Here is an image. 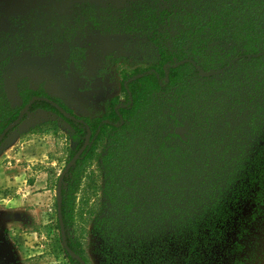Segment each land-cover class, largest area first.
Masks as SVG:
<instances>
[{"label": "trees", "instance_id": "1", "mask_svg": "<svg viewBox=\"0 0 264 264\" xmlns=\"http://www.w3.org/2000/svg\"><path fill=\"white\" fill-rule=\"evenodd\" d=\"M215 6L213 12L191 7L170 47L159 46L155 63L120 73L124 102L113 98L99 118L78 117L43 90H28L26 96L19 92L23 104L32 97L50 99L74 118L62 117L41 101L29 110L54 113L81 138L66 165L81 148L87 130L91 134L89 146L63 177L61 189L66 243L86 264L90 260L81 241L89 226L106 264H214L246 245L252 250L251 242L246 243L250 229L264 230V134L255 131L249 150L237 147L233 140L225 142L226 148L214 150L209 144L221 143L206 131L216 126L215 116L226 104L239 103L244 94L257 100L264 91V0H222ZM170 14L164 10L161 17ZM21 23L13 19L0 25L8 30L0 29V133L18 115L6 102L3 82L15 53L28 46L26 37L12 30ZM210 40L234 44L239 51L218 64L199 60ZM74 54L79 55L78 61ZM69 59L79 65L84 50L73 49ZM217 93L222 97H215ZM195 100L201 110L193 105ZM256 108L254 122L264 112L259 105ZM135 130L146 134L141 135L145 144L127 157L133 142L130 133ZM98 160L96 173L93 166ZM131 169L137 170L135 180L127 173ZM150 175L156 176V211L132 214L125 189ZM147 184L141 199L137 198L143 209L149 206ZM245 202L251 205L248 213L243 212ZM54 245L70 264H79L61 247V238ZM251 254L245 251L235 264Z\"/></svg>", "mask_w": 264, "mask_h": 264}, {"label": "rangeland", "instance_id": "2", "mask_svg": "<svg viewBox=\"0 0 264 264\" xmlns=\"http://www.w3.org/2000/svg\"><path fill=\"white\" fill-rule=\"evenodd\" d=\"M219 1L222 0H94L80 6V0H0V25L13 19L21 20L23 23L12 30L19 32V36L24 35L28 43L24 47L26 50L15 53L16 56L5 69L3 91L6 102L12 110L20 112L25 104L19 92L26 96L28 90H43L49 97L60 99L76 116L99 118L105 114L113 98H121V72L129 73L155 63L159 46L170 47L171 39L184 28L185 12L191 7L202 12H213L219 6H215ZM162 2L167 3L172 15L161 17L164 11ZM0 29L3 30L2 27ZM188 45L184 47L185 50L189 48ZM19 46L23 48L24 44L20 43ZM77 48L85 51V58L79 65L69 59L72 50ZM237 51L239 48L234 44L210 40L199 60L218 64L235 56ZM76 53L80 54L79 51ZM77 54H74V58L78 61ZM260 94L257 100L244 94L239 103L226 104L223 112L215 116L216 126L206 130L212 131L209 135L221 144L213 142L209 146L222 150L227 147V140H233L237 147L242 145L249 150L247 145L254 144L251 139L256 133L259 136L264 134V112H260L255 122L253 119L257 105L264 109V91L261 90ZM220 96L217 93L215 97ZM193 105L202 109L196 100ZM47 123L53 126H46ZM130 134L133 144L128 145L127 157L141 149L139 146L145 144L141 142L146 140L141 136L146 135L142 131L139 133L135 130ZM197 137L192 135V138ZM80 140L71 126L57 115L37 109L26 114L25 119L0 145L8 148L0 157V209L16 210L10 218L21 226L25 244L23 255L28 256L17 259L16 263L70 264L59 247L54 249V243L60 239L56 192L58 179L67 166L68 155L76 150ZM99 162L93 166L96 173ZM127 164L129 168L132 165L130 162ZM136 167L133 166L134 169ZM127 173H132L130 179L137 177V170L131 169ZM141 179L135 187L129 185L125 189V200L133 204L132 214L144 211L155 213L156 176L150 175L148 180L141 176ZM35 182L38 185L30 189L29 186ZM144 182L148 183L146 192L149 206L143 209L137 198L141 199L145 191ZM44 189L49 191L48 208L45 213H37V207L34 203L31 205L27 197ZM249 210L251 205L245 202L243 212L248 213ZM212 212L217 210L209 211ZM247 237L246 243L251 242L252 250L247 249L246 245L245 249L235 254L229 252L214 264H235L234 260H241L245 251L252 254L241 264H264V230L253 231L251 228ZM81 242L90 264H106L100 253L99 240L92 234L90 226ZM13 247L14 257L21 258L15 253L19 252L20 244H13Z\"/></svg>", "mask_w": 264, "mask_h": 264}, {"label": "crops", "instance_id": "3", "mask_svg": "<svg viewBox=\"0 0 264 264\" xmlns=\"http://www.w3.org/2000/svg\"><path fill=\"white\" fill-rule=\"evenodd\" d=\"M86 1L91 3L94 0ZM5 149L8 148L3 145L0 147V157L3 155ZM36 185H38V182H35L33 185L29 186V188L32 189L33 187H36ZM44 185H46V183H44ZM48 192L49 191H47V189H44L43 191H38L37 193L27 197V201L31 203V205L34 203L37 207L35 209L37 213H45V210L48 208ZM5 203L7 202L5 201ZM13 213H16V210L11 211L10 209H0V264H18L16 263L17 259H22V257L25 259L28 257L23 255L25 254V244L23 235L20 231L21 226L18 225V222L15 219L10 218V215ZM17 239L19 242H17ZM16 243L20 244V247H18L19 252L15 253L20 255L21 258L14 257L12 250L15 249L13 244Z\"/></svg>", "mask_w": 264, "mask_h": 264}, {"label": "water", "instance_id": "4", "mask_svg": "<svg viewBox=\"0 0 264 264\" xmlns=\"http://www.w3.org/2000/svg\"><path fill=\"white\" fill-rule=\"evenodd\" d=\"M36 101H44L48 104H50L51 106H53L57 112L62 115L64 118L68 119V120H73V117L70 116L66 111H64L60 106H58L57 104H55L54 102L47 100V99H40V98H35L32 99L19 113L17 119L11 123L9 126H7L3 132L0 134V144L2 142V140L5 138V136L11 132L22 120L23 116L29 111V108L31 107V105L33 103H35ZM90 132L89 130H87V136L85 138V141L83 143V145L81 146V148L76 152V154L73 156V158L70 160V162L67 164V166L65 167L63 173L61 174V176L58 179V184H57V192H56V207H57V220H58V225H59V231H60V238H61V244L63 249L65 250V252L67 253V255L69 257H71L73 260L77 261L79 264H86L84 262V260L77 255L76 253H74L68 246L66 243V239H65V231H64V224L62 221V216H61V189H62V180L63 177L65 176V174L69 171V169L74 165V163L80 158V156L83 154V152L87 149V147L89 146V142H90Z\"/></svg>", "mask_w": 264, "mask_h": 264}, {"label": "flooded vegetation", "instance_id": "5", "mask_svg": "<svg viewBox=\"0 0 264 264\" xmlns=\"http://www.w3.org/2000/svg\"><path fill=\"white\" fill-rule=\"evenodd\" d=\"M87 3H88V1H86V0H80V2H79L78 5L83 6L84 4L86 5ZM162 4H163V6H164V10H169L168 7H167V3H166V2H162ZM157 52H158V50H157ZM84 58H85V51H84ZM157 59H158V58H157ZM143 67H145V66H143ZM139 68H140V67H139ZM121 73H122V72H121ZM125 74H127V73H125ZM120 82H121V76H120ZM45 93H46V92H45ZM120 93H121V91H120ZM19 96H20V95H19ZM35 98L46 99V98H42V97H32V98H31V99H30V100H29V101L23 106V108H24V107H25V106H26V105H27L32 99H35ZM121 99H123L122 94H121V98H120V100H119L120 102H121ZM47 100H50V99H47ZM59 100H60V99H59ZM50 101H52V100H50ZM37 102H40V101H36L35 103H37ZM41 102H44V101H41ZM52 102H54V101H52ZM61 102H62V101H61ZM122 102H124V99H123ZM122 102H121V103H122ZM35 103H33V104H35ZM45 103H46V102H45ZM54 103H55V102H54ZM62 103H63V102H62ZM33 104H32V105H33ZM47 104H48V103H47ZM55 104H57V103H55ZM63 104H64V103H63ZM32 105H31V106H32ZM57 105H58V104H57ZM64 105H65V104H64ZM58 106H59V105H58ZM52 107H53V106H52ZM23 108H22V109H23ZM30 108H31V107H30ZM30 108H29V110H30ZM22 109H21V110H22ZM62 109H63V108H62ZM69 109H70V108H69ZM21 110H20V112H21ZM36 110H37V109H36ZM55 110H56V109H55ZM63 110H64V109H63ZM34 111H35V110H34ZM56 111H57V110H56ZM64 111H65V110H64ZM20 112H18V115H19ZM32 112H33V111H32ZM28 113H30V111H28L26 114H28ZM73 113H74V112H73ZM26 114L23 116L21 122L25 119ZM68 114H69V113H68ZM18 115H17V117H18ZM69 115H70V114H69ZM61 116H62V115H61ZM70 116H71V115H70ZM17 117H16V119H17ZM62 117H63V116H62ZM81 118H82V117H81ZM16 119H15V120H16ZM73 119H74V118H73ZM15 120H14V121H15ZM14 121H13V122H14ZM13 122H12V123H13ZM21 122H20V123H21ZM20 123H19V124H20ZM19 124H18V125H19ZM18 125H17V126H18ZM8 126H9V125H8ZM17 126H16V127H17ZM16 127H15V128H16ZM15 128H14V129H15ZM14 129H13V130H14ZM2 132H3V131H2ZM2 132H1V133H2ZM1 133H0V134H1ZM9 133H10V132H9ZM9 133L5 136V138L9 135ZM5 138H4V139H5ZM4 139L2 140V142L4 141ZM84 141H85V140H84ZM2 142H1V144H2ZM1 144H0V145H1ZM82 145H83V144H82ZM75 154H76V153H75Z\"/></svg>", "mask_w": 264, "mask_h": 264}]
</instances>
